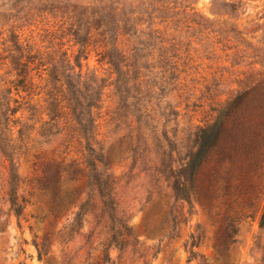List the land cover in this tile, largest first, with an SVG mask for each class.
Instances as JSON below:
<instances>
[{
    "label": "rangeland",
    "instance_id": "1",
    "mask_svg": "<svg viewBox=\"0 0 264 264\" xmlns=\"http://www.w3.org/2000/svg\"><path fill=\"white\" fill-rule=\"evenodd\" d=\"M101 9L117 21L106 19L109 26L95 30L91 19L78 37H94L80 53L74 15L91 16ZM16 42L45 63L70 62L76 73L78 59L84 75L103 80L98 147L115 180L117 210L130 220L147 255H129L127 264H264V177L255 186L251 208L249 197L240 199L237 242L224 257L215 247L216 209L210 213L202 206V187L188 203L175 196L171 178L195 152L199 130L264 79V0H0V90L6 100L19 101L23 109L17 117L24 126L13 159L0 152V264H61L77 255L72 264H82L92 231L101 232L98 241L105 237L97 228L101 212L95 205L82 229L69 236L65 227L77 208L57 218L50 215L52 205L38 187L44 158H36L55 149L60 154L62 140L40 135L47 120L45 67L32 72V95H17L13 88L16 73L7 57ZM101 51L128 58L129 67L121 72L128 79L141 73L140 93L131 83L118 97L115 70L98 62ZM20 128L13 129L14 137ZM11 172L16 176L12 188ZM199 181L202 186V169ZM85 185L84 180L69 185L81 193L78 204L86 200ZM11 189L24 201L19 219L11 211Z\"/></svg>",
    "mask_w": 264,
    "mask_h": 264
},
{
    "label": "trees",
    "instance_id": "2",
    "mask_svg": "<svg viewBox=\"0 0 264 264\" xmlns=\"http://www.w3.org/2000/svg\"><path fill=\"white\" fill-rule=\"evenodd\" d=\"M74 18L76 20L71 25L76 27L73 35L81 46L80 53H84L87 47L91 46L88 41L94 37L89 28L87 34L91 36L88 41L78 37L83 28L90 24L91 19L96 23L95 30L107 28L109 22L106 19H110L112 23L117 21L112 13H106L105 9L93 12L91 16H87L85 11L78 12ZM108 31L105 30L100 35L106 36ZM13 46L14 49L10 50L12 54L7 58H11L13 71L16 73L12 82L14 90L17 95H32L35 85L32 72L45 67L47 77L42 91L44 90V114L47 120L42 124L40 135L62 140L58 146L62 147L60 154L59 150L55 149L50 154L36 158H44L38 168L42 173L38 187L52 205L50 215L57 218L65 212H70L72 208H77L76 212L71 213L73 217L65 227L64 235L69 236L82 229L84 218L94 211L95 205L98 206L101 215L97 228L104 230L105 237L98 241L101 232L92 231L86 240L87 254L82 264H127L129 255H139V259L145 258L146 248L136 235L130 220L117 210L113 197L115 180L109 171L103 151L98 147V120L103 109L106 87L103 80L94 75H84L78 59L76 66L80 71L76 73L75 67L68 61L45 63L37 55H31L19 42ZM121 54L118 51H101L98 54V62L110 65L115 70V89L118 97L128 93L125 86L131 83L133 87H130L140 93L141 73L137 72L138 74L128 79L121 69L129 67V60ZM135 65L132 64V68H136ZM8 93L11 94L12 90ZM18 104L17 99L6 100L4 92L0 90V152L8 160L13 159L17 143H22L24 126L21 123L22 118H18L17 114L23 108ZM124 107H121L122 111ZM18 126L21 128L17 132L18 136L14 137L13 129ZM35 166H38V162ZM201 169L202 186L199 185ZM10 177L12 188L16 176L11 172ZM263 177L264 79L256 86L240 92L218 112L212 124L199 130L195 152L190 155L187 163L171 173L172 189L178 199L191 203L198 195V188L202 187V206L209 209L210 213V210L216 209V223L220 227L215 247L217 254L222 257L228 256L237 242L236 224L241 208L240 199L249 197L251 205L248 206H252L253 191ZM82 180L86 184V200L78 204L81 193L69 190V185ZM13 189L9 202L11 211L19 219L25 206L24 201H19ZM246 189L250 192L247 193ZM234 206L238 207L235 212ZM260 227L264 229V212L260 218ZM196 245L193 243L194 247ZM114 253L117 255L113 256ZM74 258L66 259L61 264H72ZM39 259H42L41 255Z\"/></svg>",
    "mask_w": 264,
    "mask_h": 264
}]
</instances>
